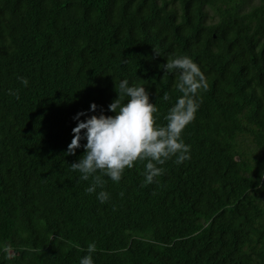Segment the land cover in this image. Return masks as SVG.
<instances>
[{"label": "trees", "instance_id": "trees-1", "mask_svg": "<svg viewBox=\"0 0 264 264\" xmlns=\"http://www.w3.org/2000/svg\"><path fill=\"white\" fill-rule=\"evenodd\" d=\"M179 56L208 84L191 159L104 176L101 204L71 169L73 117L115 115L128 79L165 126ZM93 243L95 264H264V0H0V264H79Z\"/></svg>", "mask_w": 264, "mask_h": 264}, {"label": "clouds", "instance_id": "clouds-1", "mask_svg": "<svg viewBox=\"0 0 264 264\" xmlns=\"http://www.w3.org/2000/svg\"><path fill=\"white\" fill-rule=\"evenodd\" d=\"M162 68L165 75L179 74L176 86L183 94L165 116V126L157 123L159 109L150 102L145 86H130L128 79L119 82L118 98L108 106L115 115H105L101 111L99 115L88 116L87 111H81L73 117L78 123L72 129L74 135L67 154L74 155L80 147L85 153L79 162L71 164V169L80 173L81 180H91L86 192L96 193L101 204L110 199V193L103 190L104 176L119 183L126 169L147 161L143 183L148 185L163 175L165 169L161 166L167 161L181 165L191 159V146L185 143L183 132L196 119L200 107L198 96L207 89V80L198 64L188 56L167 59ZM18 79L25 87L29 85L27 78ZM9 94L19 98L18 92L9 90ZM163 99L167 101L170 97L165 95ZM97 107L92 103L90 111L95 112ZM82 116L86 119L81 120ZM82 140H86L83 145ZM98 188L101 191L97 193ZM2 250L4 253L9 251L7 246ZM95 251V244H89L87 255L80 258L79 264H95Z\"/></svg>", "mask_w": 264, "mask_h": 264}, {"label": "rangeland", "instance_id": "rangeland-1", "mask_svg": "<svg viewBox=\"0 0 264 264\" xmlns=\"http://www.w3.org/2000/svg\"><path fill=\"white\" fill-rule=\"evenodd\" d=\"M243 168L245 169V170H249V165H246V166H243Z\"/></svg>", "mask_w": 264, "mask_h": 264}]
</instances>
